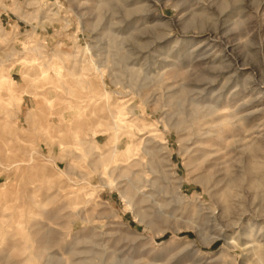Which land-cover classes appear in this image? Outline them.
Returning <instances> with one entry per match:
<instances>
[{
	"label": "rangeland",
	"instance_id": "rangeland-1",
	"mask_svg": "<svg viewBox=\"0 0 264 264\" xmlns=\"http://www.w3.org/2000/svg\"><path fill=\"white\" fill-rule=\"evenodd\" d=\"M0 264H264V0H0Z\"/></svg>",
	"mask_w": 264,
	"mask_h": 264
},
{
	"label": "bare ground",
	"instance_id": "bare-ground-1",
	"mask_svg": "<svg viewBox=\"0 0 264 264\" xmlns=\"http://www.w3.org/2000/svg\"><path fill=\"white\" fill-rule=\"evenodd\" d=\"M133 165V164H132Z\"/></svg>",
	"mask_w": 264,
	"mask_h": 264
}]
</instances>
